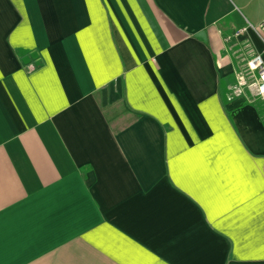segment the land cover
<instances>
[{
  "label": "crops",
  "instance_id": "1",
  "mask_svg": "<svg viewBox=\"0 0 264 264\" xmlns=\"http://www.w3.org/2000/svg\"><path fill=\"white\" fill-rule=\"evenodd\" d=\"M263 18L0 0V264H264V104L228 84Z\"/></svg>",
  "mask_w": 264,
  "mask_h": 264
},
{
  "label": "built area",
  "instance_id": "2",
  "mask_svg": "<svg viewBox=\"0 0 264 264\" xmlns=\"http://www.w3.org/2000/svg\"><path fill=\"white\" fill-rule=\"evenodd\" d=\"M248 30L253 31L256 34L257 38L263 45V51L252 54L235 72V82L231 85L232 91L238 95L248 91L264 104V18L256 24L246 22V25L237 30L235 35ZM232 37V35L227 36L224 40L229 42Z\"/></svg>",
  "mask_w": 264,
  "mask_h": 264
},
{
  "label": "rangeland",
  "instance_id": "3",
  "mask_svg": "<svg viewBox=\"0 0 264 264\" xmlns=\"http://www.w3.org/2000/svg\"><path fill=\"white\" fill-rule=\"evenodd\" d=\"M246 60H247V59H246ZM246 60H245V61H246ZM244 63H245V62H244ZM248 79L250 80L249 77H248ZM228 84H230V85L233 84V81H232V80H229Z\"/></svg>",
  "mask_w": 264,
  "mask_h": 264
}]
</instances>
